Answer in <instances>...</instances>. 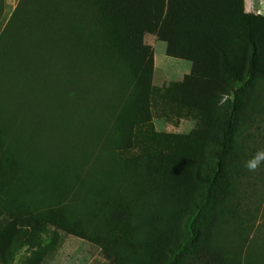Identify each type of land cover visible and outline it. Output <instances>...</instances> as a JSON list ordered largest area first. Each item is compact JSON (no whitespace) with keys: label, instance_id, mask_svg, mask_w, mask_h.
<instances>
[{"label":"rangeland","instance_id":"obj_1","mask_svg":"<svg viewBox=\"0 0 264 264\" xmlns=\"http://www.w3.org/2000/svg\"><path fill=\"white\" fill-rule=\"evenodd\" d=\"M18 2L2 0L0 33ZM243 8L245 13L264 15V0H244ZM47 39L35 43L34 63L26 67L22 62L14 69L16 76L7 78L14 80L13 92L6 96L15 92V105L6 106L10 99L4 97L0 109L4 124L14 112L18 117L17 103L27 104L26 124H33L26 131L42 132L39 145L47 154L25 156L14 147L5 159L12 165L21 160L33 164L35 173L45 172L70 185L85 176L96 190L115 182L118 200L124 195L143 199L139 208L117 206L125 217L123 237L132 235L135 242L126 252L127 264H264V78L259 92L242 87L235 101L218 91H177L176 85L190 73V62L168 57L165 43L145 35L143 43L152 51L151 90L147 113L139 119L122 109L133 100L125 85L130 71L114 55L102 54L94 66H83L80 55L70 57L60 50L57 37L54 44L52 37ZM72 96H79V101ZM246 110L251 113L249 123L243 121ZM231 114L240 123L231 133L224 164L234 178L216 192L227 209L205 202L196 228L203 233L213 226V236L202 235L200 242L186 246L193 203L199 202L193 189L203 195L207 190L194 175L207 180L214 176L221 131ZM38 115H46L44 128L36 126ZM126 139L134 144L130 157L137 154L128 165L117 156ZM86 191L76 186L66 194L65 215L81 221ZM41 197L29 200L30 209L47 210L48 199ZM13 200L9 192L0 195V264H110V250L100 240L86 232L47 228L44 221L31 243L18 241L15 231L25 230L21 224L4 225ZM126 242L123 238L121 244Z\"/></svg>","mask_w":264,"mask_h":264},{"label":"trees","instance_id":"obj_2","mask_svg":"<svg viewBox=\"0 0 264 264\" xmlns=\"http://www.w3.org/2000/svg\"><path fill=\"white\" fill-rule=\"evenodd\" d=\"M243 4L244 0H19L0 33V109H3L1 103L6 102L4 97L10 99L6 106L15 105L16 93L6 96L13 92L10 83L14 80L10 82L7 78L16 76L14 69L22 62L26 67L34 63L35 43H45L51 37L52 44L58 38L60 50L70 57L80 55L83 66L87 62L94 66L100 55L109 53L120 65L128 68L130 73L125 85L133 100L130 106L122 109L126 108L125 113L135 112L139 119L147 113L151 90L152 51L143 43L145 35H153L165 43L168 57L190 62V73L176 85L177 91H218L233 96V101L242 87L259 92V82L264 78V15L245 13ZM1 13L2 0L0 16ZM67 88L70 93L71 87L67 85ZM63 94L62 91L59 95ZM72 98L79 101V96ZM25 106L27 104L19 106L17 103L20 107L15 109L18 117L14 112L12 120L0 123V175L3 173L0 195L9 192L14 196V204L6 211L8 221L4 225L21 224L25 230L15 231L17 240L28 243L38 235L39 223L43 221L47 228L77 234L86 232L108 247L110 264H127L126 252L135 242L132 235L123 237L125 217L117 206L139 208L144 205V200L137 197L127 199L126 195L124 200H118L115 182L96 190L86 176L76 185H70L62 180L56 181L45 172L35 173L37 168L22 160L12 165L5 157L14 147L25 156L47 154L39 145V141H43L42 132L26 131L30 107ZM250 114L248 110L243 114L245 123H249ZM37 117L40 125L36 126L44 128L46 115ZM239 123L233 114L225 122L215 153L214 176L207 180L200 178L199 174L194 175L196 181L207 184V190L203 195L199 189H193L199 202L193 203L191 233L186 246L200 242L202 235L213 236V226L203 233L196 228L197 216L204 212L205 202L219 205L223 211L227 209L223 196H216V192L222 184L234 178L225 169L224 157L230 149L231 133ZM133 145L126 139L118 149V159L126 165L137 158V154L132 157L128 154ZM138 146L142 149L144 144L139 141ZM172 170L176 173L175 168ZM76 186L79 192L82 188L87 189L86 211L81 221L62 211L67 205L66 194ZM100 192L103 193L101 200ZM34 196L48 199L47 210L30 209L29 200ZM122 237L127 240L125 244H121ZM166 249L168 247L163 250Z\"/></svg>","mask_w":264,"mask_h":264}]
</instances>
